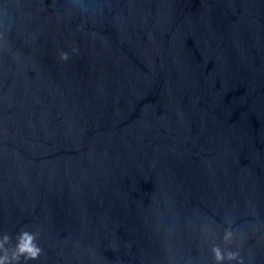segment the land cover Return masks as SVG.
Returning a JSON list of instances; mask_svg holds the SVG:
<instances>
[{"label": "water", "instance_id": "water-1", "mask_svg": "<svg viewBox=\"0 0 264 264\" xmlns=\"http://www.w3.org/2000/svg\"><path fill=\"white\" fill-rule=\"evenodd\" d=\"M84 3L0 0V235L39 232L29 264H214L231 224L264 264V0Z\"/></svg>", "mask_w": 264, "mask_h": 264}, {"label": "clouds", "instance_id": "clouds-1", "mask_svg": "<svg viewBox=\"0 0 264 264\" xmlns=\"http://www.w3.org/2000/svg\"><path fill=\"white\" fill-rule=\"evenodd\" d=\"M76 9L84 14L88 11L85 7L84 0H69ZM78 49L73 48V52ZM59 59L67 62L70 59L69 53L61 51ZM241 227V226H238ZM39 232L29 231L27 228L22 229L16 236V243L12 244V237L4 233L0 235V264H29L30 261H37L43 254V248L39 244ZM236 230L231 227L224 229L222 242L225 245L222 248L219 244L211 246V254L214 264H244V257L241 252L231 250V246L236 242Z\"/></svg>", "mask_w": 264, "mask_h": 264}]
</instances>
